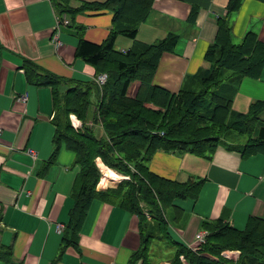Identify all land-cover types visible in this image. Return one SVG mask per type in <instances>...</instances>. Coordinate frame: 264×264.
Listing matches in <instances>:
<instances>
[{"label":"crops","instance_id":"crops-1","mask_svg":"<svg viewBox=\"0 0 264 264\" xmlns=\"http://www.w3.org/2000/svg\"><path fill=\"white\" fill-rule=\"evenodd\" d=\"M103 1L70 0L69 4L76 9ZM229 2L154 0L136 39L153 43L168 33L179 36L174 51L161 56L154 85L177 94L184 79L207 68L204 53L216 39L219 19L228 23L232 43H240L248 32L264 43V0H241L232 12ZM112 16L106 10L84 11L68 26L56 28V18L68 16L57 14L53 0H0V245L11 250L10 259L0 264H144L142 259L132 263L142 244L138 217L102 194L86 209L74 243H64L80 168L64 144L52 159V91L31 85L24 75L28 61L64 79L94 83L98 74L76 57V46L79 36L94 44L106 40ZM131 45V40L119 36L115 49L123 52ZM234 94L231 111L237 114H246L253 103L263 101L264 65L259 78L242 77ZM23 95L25 103L18 100ZM92 99L93 113L97 101ZM258 120L259 129L264 126V111ZM88 125L103 136L99 125ZM248 138L232 133L205 156L158 150L149 159L147 166L158 177L199 186L194 199H174L166 208L168 240H156L173 245V253L164 257L149 248L151 264H172L178 246L195 250L200 246L196 235L218 221L242 230L250 217L264 220V145L242 155ZM122 180L106 187L99 180L96 190L104 193ZM59 225L64 231L57 230ZM238 255L234 253V261Z\"/></svg>","mask_w":264,"mask_h":264},{"label":"trees","instance_id":"trees-1","mask_svg":"<svg viewBox=\"0 0 264 264\" xmlns=\"http://www.w3.org/2000/svg\"><path fill=\"white\" fill-rule=\"evenodd\" d=\"M153 2L104 0L83 3L74 9L70 0H53L57 14L68 16L70 23L84 11L112 13V27L106 40L94 44L79 36L75 51L76 57L96 74L107 75L103 87L96 82L79 84L55 76L28 61L24 64V75L31 85L52 91V159L64 144L74 153V164L80 168L74 182V206L66 231L63 230L64 243H74L86 209L102 194L138 217L142 244L132 255V263L142 259L144 264H151L147 257L150 242L168 240L166 208L174 199H194L199 188L197 183H179L152 173L147 162L156 151H188L205 156L220 139L232 133L249 136L242 155L252 154L264 145V126L258 129L264 100L253 103L246 114L231 111L239 80L245 76L259 78L264 65V43L253 32L246 33L240 43H232L228 23L219 19L216 39L204 53L207 68L198 70L190 80L184 79L177 94L171 93L154 85L153 78L161 56L174 51L179 36L168 33L153 43L136 39ZM240 2L230 0L228 11L238 10ZM189 13L188 22L193 23L195 9ZM119 36L132 41L128 50L115 49ZM93 97L97 103L92 113ZM71 113L81 121V129L72 128ZM89 123L99 125L103 136H97ZM97 158L128 178L116 188L98 192ZM206 231L205 242L197 250L178 246L172 264H264V220L250 217L242 230L218 221L208 225ZM224 250H237L239 255L235 261L224 258L220 255ZM10 257V248L0 245V261L7 262Z\"/></svg>","mask_w":264,"mask_h":264},{"label":"built area","instance_id":"built-area-1","mask_svg":"<svg viewBox=\"0 0 264 264\" xmlns=\"http://www.w3.org/2000/svg\"><path fill=\"white\" fill-rule=\"evenodd\" d=\"M56 22H57L56 28H61L62 26H68L69 23H70L67 18H62V17L61 18L57 17L56 18ZM56 38H57L56 36L53 37L54 40H57ZM106 80H107V75L106 74H98L95 77V79H94V81L96 82V84L99 87H103L105 85V83H106ZM26 99H27L26 96L23 95L18 100L23 102V103H25ZM69 119H70V123L72 125V128H74V129L81 128V122H80V120L77 119V117L74 114H70L69 115ZM28 153L30 155H32V156H35V153L32 150H29ZM127 178L128 177H123L122 179L125 180ZM62 228L63 227L61 225L57 226V230L58 231H63ZM206 236H207V232H200V233H198L196 235L195 239L199 243V245H201V244H203L205 242ZM198 248L196 247L195 250H197ZM229 253H230L229 251H224V252L221 253V255L223 257H225V258L230 259L231 257L228 256ZM180 259L183 261V257L182 256L180 257Z\"/></svg>","mask_w":264,"mask_h":264},{"label":"rangeland","instance_id":"rangeland-1","mask_svg":"<svg viewBox=\"0 0 264 264\" xmlns=\"http://www.w3.org/2000/svg\"><path fill=\"white\" fill-rule=\"evenodd\" d=\"M82 125V124H81ZM72 126V125H71ZM78 129H81V128H77V129H75V130H78ZM113 171V170H112ZM115 174H117L118 175V173L117 172H115V171H113ZM101 180V179H100ZM117 183V182H116ZM115 185V184H114ZM173 245H169L168 246V244H165V242H161V241H157V240H153V241H151L150 242V244H149V248H150V251L151 252H155L156 251V253L157 254H160V253H162V255L164 256V257H169V256H171L170 254H172L173 253ZM224 251H229L230 253H229V257H231L230 259H234V253H237V254H239V251H237V250H224ZM224 251H222V252H224ZM221 252V253H222ZM221 255V254H220ZM222 256V255H221ZM223 257V256H222ZM225 258V257H224Z\"/></svg>","mask_w":264,"mask_h":264},{"label":"bare ground","instance_id":"bare-ground-1","mask_svg":"<svg viewBox=\"0 0 264 264\" xmlns=\"http://www.w3.org/2000/svg\"><path fill=\"white\" fill-rule=\"evenodd\" d=\"M97 167L101 172V181H99L102 187H106L108 185H114L119 180H122V176L120 174H115L113 169L105 166L101 161H97ZM113 170V171H112ZM116 172V171H115Z\"/></svg>","mask_w":264,"mask_h":264}]
</instances>
